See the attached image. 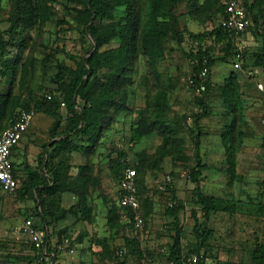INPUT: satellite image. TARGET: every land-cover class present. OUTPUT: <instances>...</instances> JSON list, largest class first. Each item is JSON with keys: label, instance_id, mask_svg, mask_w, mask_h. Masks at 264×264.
<instances>
[{"label": "rangeland", "instance_id": "1", "mask_svg": "<svg viewBox=\"0 0 264 264\" xmlns=\"http://www.w3.org/2000/svg\"><path fill=\"white\" fill-rule=\"evenodd\" d=\"M106 1L112 17L98 20L103 44L97 47L95 37L86 32L91 18L86 0H54L45 8L34 0L29 22L22 17L25 1L0 0V36L9 41L10 65L8 75L0 77V93L10 96L0 124L12 121L19 103L35 112L13 160L24 176L36 172L45 180L33 194L0 187V264H41L22 228L28 219L49 235L55 249L43 264H172L175 231L170 229L174 217L167 212L172 202L168 183L174 184L184 205L179 212L181 247L190 258V249L197 247L192 211L203 220L190 179L199 159L208 165L202 190L225 201L223 210L210 215L208 226L214 232L201 251L204 264H264L253 258L257 242H264V94L257 89L259 81L264 83L263 74L251 77L252 66L235 69L226 39H192L190 33L209 32L221 24L218 13L202 22L209 13L205 0H182L173 17H161L168 26L157 38L162 55L153 61L142 45L151 23L150 0ZM246 1L248 6L255 3L253 10L260 16L258 33L248 31L240 43L250 55L263 46L264 0ZM125 24L130 27L131 64L119 76L108 67L99 70L91 97L107 91L112 100L102 117L94 116L100 127L91 132L92 138L77 135L81 100L71 107L65 90L86 57L120 45L116 32ZM176 35L183 36L182 42ZM199 47L209 49L217 61L211 69L209 112L197 122L200 93L193 66ZM60 71L64 81L57 75ZM47 93L62 95L66 104L46 102ZM143 126L150 132L133 138ZM122 148L132 161L140 153L146 163L162 151L168 154L156 171L142 169L141 209L119 210L110 225L107 214L119 189L115 159Z\"/></svg>", "mask_w": 264, "mask_h": 264}, {"label": "trees", "instance_id": "2", "mask_svg": "<svg viewBox=\"0 0 264 264\" xmlns=\"http://www.w3.org/2000/svg\"><path fill=\"white\" fill-rule=\"evenodd\" d=\"M25 1V6H27V9L25 10V14L22 16L25 22L31 21L33 17V9L32 2L34 0H23ZM37 2V5L40 7L45 8L47 5H53L54 0H35ZM87 4L90 7L91 10V18L89 23L86 27V32L89 34H92L96 39V46L99 47L103 44V41L101 38H99L100 35V26L99 21L103 18H111L112 15L110 13V3L106 0H86ZM123 2V0H119ZM129 2V0H126ZM182 0H150L151 6H152V15H151V23L149 29L142 35V45L145 53H147L150 57H152V61L155 60V58L162 55V49L161 46L158 45L159 34H161L164 29L167 28V22L165 19H161V17L174 16V7L177 3L181 2ZM228 0H205L204 5L205 8L209 11V13L206 15V17L201 18L202 22H208L210 21L215 14H219L221 18L225 16V10H226V2ZM243 7L246 9L247 13L252 19V26L249 27L247 31H252L254 34L258 33V26L260 21V16L254 12V6L255 3H252L250 6H248V3L246 0H239ZM30 7H33L30 9ZM132 8V7H131ZM165 15V16H164ZM122 30L116 32V42H118L120 45L115 48V50H106V51H95L92 54H90L88 57L85 58L84 63L81 65V67L74 72V76L71 79L69 85L67 86L65 90V98L70 103V106L75 105L77 103V99L80 98L81 102L78 101V104L80 106V109L82 110L79 117V125L75 128V134L77 135H90V138H92L93 135H91V132L97 131L100 127V122L98 119L94 118L95 115L97 117H102L104 114L105 104L112 100V94L103 91L99 94V96L96 99H93L91 97V88L94 82V79L97 77L99 70L103 67H108L110 71L112 72V75L119 76L121 72L129 67L131 64V58H132V52L133 47L131 46V38L128 34V31L130 30V27L125 24ZM133 27V25H132ZM174 28V27H172ZM264 35V33H262ZM190 36L195 41H204L208 36H214L217 40L223 41L227 40L228 50L230 49V52H232L233 56L235 57L234 62L236 61V54L239 50V47L237 45V35L234 31H231L227 28H225L222 24L215 27L212 31L209 32H201V33H190ZM176 38L179 42H182L183 36L182 35H176ZM157 40V41H156ZM156 41V46L160 48L159 52H156V46H153V43ZM8 45L9 41L5 39L4 37L0 36V77L4 78L8 75L10 70L9 65V59L6 57V54L8 52ZM194 58L196 59L194 66H193V72H194V85L196 88L200 87L201 83H204L206 85V89L200 93L198 96V105L199 110L196 113V121L199 122L203 117H205L210 108V103L208 101L209 98V92L211 87V69L216 63V57L209 51V49H203L202 47H199L197 51L194 53ZM206 58V65L209 68L208 75L206 79L203 81L198 76L202 68L204 67L203 59ZM252 66V71L258 70L261 72L264 76V38H263V46L261 51L253 54H246L243 50V58H242V68ZM58 77L61 81H64V75L62 71H60L58 74ZM256 75V73H254ZM50 96V98L48 97ZM47 98H49L47 100ZM46 102H57L61 104H66L65 100L62 98V95H56L53 93H47L45 96ZM10 100V96L7 93H0V115H3L7 104ZM83 102V103H82ZM81 104V105H80ZM20 108L16 111L14 118L12 121L5 125L0 124V133L10 124H12L19 113L21 109H29L28 104L26 103H19ZM97 113V114H96ZM31 127V126H30ZM29 127V129H30ZM28 129V131H29ZM27 131V132H28ZM26 132V133H27ZM150 132L149 128H146V126L138 127L135 129L133 138L137 139L141 136L147 134ZM25 133V135H26ZM204 133L201 131V129L198 130V136L203 135ZM17 147L15 148V150ZM167 151H162L160 155L153 159L152 161H145V158L142 157L140 153L136 154L137 161H132L131 158L128 155V152L125 149H119L118 155L116 157V166H115V173L116 178L119 180L121 177L122 172L124 169L128 166H132L136 168L137 170V185H138V197H139V208L136 210H132L129 208L121 207L118 204V200L121 196V191L118 189L116 196L114 197V204L113 207H111L108 211V222L110 225H113V221L117 216V212L119 210H128L131 212H136L139 209H141L144 199L141 196V189L142 184L145 181V174L144 171H142L143 167L146 166L147 168H151L154 171L157 170L161 166V163L164 159V157L167 155ZM13 164L15 166V172L18 174L19 169L15 163V160L13 161ZM46 166L49 167V164L46 163ZM208 168V165L206 163H203L200 159L198 160L196 166L192 169L190 174V179L194 183L193 188V196L196 198V201L198 205L201 208L202 217L203 220L201 221L200 216L197 214L196 210L192 211V217L195 219L194 224V233L197 238V247L196 249H190L192 254H198L200 256V260L197 264H204L203 257L201 255V251L206 247L207 242L209 241L211 235L213 234L214 230L208 226V222L210 220V215L213 212H217L224 209V203L225 201L215 195L206 194L202 190V172ZM18 181H19V187L16 189H21L24 194H33L35 190H40L42 185L44 184V178L40 176L36 172H28L26 175H18ZM263 187H264V179H263ZM171 192V204L167 206V212L174 217L173 222L170 224V229L175 231L174 237H173V244L170 247V258L172 260V264H186L189 257H186L182 253V227L179 226V212L183 208V203L181 199L178 197L176 189L174 184L168 183ZM54 189V188H52ZM261 210L264 213V205H261ZM36 228V224H34ZM47 254L51 255L54 252V248L51 246L50 237L47 238ZM30 241V240H29ZM31 242V241H30ZM33 248L37 250L40 258L41 264L44 262L43 254L40 250H38L35 245L31 242ZM253 258L255 261L258 262H264V242L260 243L257 242L254 250H253ZM120 264H126L125 261L120 262Z\"/></svg>", "mask_w": 264, "mask_h": 264}, {"label": "built area", "instance_id": "3", "mask_svg": "<svg viewBox=\"0 0 264 264\" xmlns=\"http://www.w3.org/2000/svg\"><path fill=\"white\" fill-rule=\"evenodd\" d=\"M221 24L225 28L234 31L238 38L239 35L246 32L252 26V19L239 0H228L226 2L225 16L222 18ZM242 58L243 48L239 47L236 54V61L234 62L236 69L242 66ZM206 61L207 59L204 58V67L198 75L203 81L209 72ZM258 72V70H255V73ZM259 88L264 90V85L259 83ZM205 89L206 85L201 83L198 91L202 93ZM48 97L50 98V96ZM34 117L35 112L33 110L21 109L16 120L0 133V187L5 192H14L19 187L18 174L15 172V166L13 164L14 151L24 138L25 133L34 121ZM261 121L264 126V102L261 105ZM136 177L137 170L132 166L126 167L122 172L118 185L121 191L118 204L121 207L132 210L139 208L140 202ZM168 180H170V177H168ZM137 221L140 222L141 220L137 217ZM22 228L29 240L41 251L43 257L45 259L49 258L50 255L46 251L48 243L46 238L49 235L44 230L36 228L31 219H28ZM199 260L200 256L198 254H192L186 264H197Z\"/></svg>", "mask_w": 264, "mask_h": 264}, {"label": "crops", "instance_id": "4", "mask_svg": "<svg viewBox=\"0 0 264 264\" xmlns=\"http://www.w3.org/2000/svg\"><path fill=\"white\" fill-rule=\"evenodd\" d=\"M249 32H252V31H249ZM247 33H248V31H246V32H244V33H242L241 35L238 36V38H237V45H238V47H242V48H243V46H241L240 43L242 42L243 37H244ZM235 69H236V68H235ZM237 69H243V68H242V66H241L240 68H237ZM249 71H250L249 74L251 75V77H254V76H255V75H254L255 71H252V70H249ZM259 83H261V84H263V85H264V83L261 82V81H259V82L257 83V89H258L260 92H262V94H264V90H261V89L259 88ZM260 101H261V103H260V107H261L262 103L264 102V96L260 98ZM260 120H261V108H260ZM261 122H262V121H261ZM262 125H263V124H262ZM263 127H264V126H263ZM24 137H25V136H24ZM23 139H24V138H23ZM23 139H22V141H23ZM22 141L20 142L21 145H22ZM21 145H20V146H21ZM20 146H19V147H20ZM19 147H17V148H19ZM18 175H23V174H21V172L19 171ZM28 240H29V239H28Z\"/></svg>", "mask_w": 264, "mask_h": 264}]
</instances>
